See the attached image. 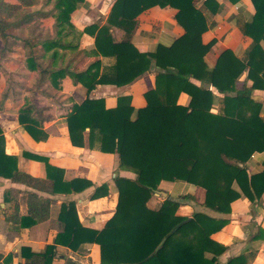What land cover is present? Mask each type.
<instances>
[{
    "label": "trees",
    "instance_id": "16d2710c",
    "mask_svg": "<svg viewBox=\"0 0 264 264\" xmlns=\"http://www.w3.org/2000/svg\"><path fill=\"white\" fill-rule=\"evenodd\" d=\"M16 1H0V8L17 13L14 20L0 16V40L4 47L0 60L7 51L9 38L21 41L24 66L29 71L38 70L39 82L47 79L59 89V80L68 76L90 93L98 85H129L146 74L152 63L156 68L154 87L143 95L145 106L135 112L130 96H119L113 108H107L101 98L88 96L80 104L71 105L66 115L71 145L115 154L117 168L132 172L135 178H113L117 204L101 230L84 228L74 202L62 203L54 243L46 245L40 253L23 248L22 254L27 252L28 256L23 264H51L56 245L77 250L82 244L99 246L100 264H217L226 247L211 236L228 224L225 216L231 212V203L241 195L255 202L264 193V161L259 173L248 175L245 168L253 153H264L262 105L252 99L254 90L264 91V50L260 45L264 41V0H251L255 14L250 23L241 26L243 35L251 39L243 57L238 58L226 49L211 69L204 57L213 42L202 43L207 24L196 0H115L105 24L88 25L82 32L73 28L70 16L84 0H45L37 10L27 12H23L24 6L32 7L37 0ZM228 1L235 4L239 0ZM48 4L50 7L46 9ZM214 4V0H204L211 11L216 9ZM156 6L176 10L175 20L183 34L169 46H158L153 53L140 52L131 44L130 34L137 17ZM34 15L38 20L53 18L51 35L38 32L40 21L23 35L26 33L23 28L36 23L31 22ZM113 28L123 30L125 37L115 39ZM73 30L79 37L83 33L91 35L94 39L91 55L109 59L111 63L103 65L97 59L77 71L71 67L70 59L60 66L63 53L76 49L65 41ZM37 46L44 50V59L34 54ZM243 73L251 85L244 82L237 88ZM192 79L201 86L192 83ZM209 86L221 96L216 113L211 112L215 95ZM181 93L190 97L187 106L177 102ZM44 120L30 100L18 110V123L36 142L48 138L42 127ZM22 155L44 163L52 194L82 193L93 187L86 179L65 180L64 170L52 166L44 157L26 152ZM17 160L16 156L5 154L0 130V177L40 185L39 179L18 170ZM162 181L202 188L204 199L200 206L216 215L201 211H194L191 217L178 215L184 201L195 202L190 194L180 196L178 201L166 197L158 209L149 208L147 202ZM107 192V185L101 184L94 187L89 198H100ZM50 203L49 198L29 193L27 215L20 218L21 226L31 227L48 220ZM252 239L264 240V229L258 228ZM255 255V252L241 254L225 264H250Z\"/></svg>",
    "mask_w": 264,
    "mask_h": 264
},
{
    "label": "crops",
    "instance_id": "0c3cea01",
    "mask_svg": "<svg viewBox=\"0 0 264 264\" xmlns=\"http://www.w3.org/2000/svg\"><path fill=\"white\" fill-rule=\"evenodd\" d=\"M114 1L84 0L83 3L77 4L70 16V23L78 32H82L86 26L94 23L105 24ZM214 3L216 9L211 11L204 5V0H196V5L203 12L207 24V29L201 36L202 43L213 42L204 57L208 69L213 68L217 57L226 49L232 51L238 58L243 57L251 44V39L243 35L241 26L250 23L255 14L251 0H239L235 4L228 0H214ZM175 14L174 8L157 6L142 12L137 17V24L130 34L131 44L138 51L146 53L155 52L158 46L171 45L183 34V29L175 20ZM39 20L50 29L51 35L53 18ZM112 30L115 39L120 40L125 37L123 30L118 28ZM80 38L84 42L83 49L89 52L94 49V39L91 35L83 33ZM0 44H2L1 40ZM260 45L264 50V41L260 42ZM3 48L2 44L0 50ZM9 49L5 52L9 56L5 55L0 60V130L4 138V152L17 157V167L20 172L41 181L40 185H25L0 177V264H23L28 258L27 252L22 254L23 248L29 249L32 253H40L46 245L54 243L57 234L56 219L62 203L74 202L79 222L84 228L101 230L114 214L117 204V191L113 178L116 176L131 180L135 178L132 172L117 168L115 154L71 145L66 129V115L71 105L80 104L88 96L93 99L101 98L107 108H113L119 96H130L131 106L135 112L145 106L143 95L154 87L156 68L152 63L146 74L133 83L121 87L98 85L87 93L82 85L74 84L71 78L66 76L59 80V89H55L47 79L38 81V70L29 71L25 68L22 43L20 48L15 49L16 51L13 49L9 52ZM33 51L42 59L46 56L40 46ZM97 59H100L103 65L111 63L109 59L93 55L86 61L92 62ZM85 67L79 66L77 71ZM245 76L246 73H243L238 79L237 88H240L244 82L247 86L251 85ZM191 81L201 86L199 81L193 79ZM209 89L215 95L211 112L216 113L221 96L213 87L209 86ZM252 99L262 105L261 116L264 117V91L254 90ZM26 100L37 103L38 105L35 106L45 118L42 124L43 129L48 133L45 141H34L18 123V110ZM189 101L190 97L181 93L177 102L187 106ZM23 152L44 157L52 166L63 169L65 180L86 179L93 184V187L82 193L52 194L50 182L45 178L44 163L24 157ZM263 161L264 153H253L245 164L248 175L261 172ZM101 184L107 185V195L90 199L94 187ZM170 186L171 191H166L165 188ZM29 193H37L43 198L51 199L49 218L31 227H23L20 218L27 215ZM162 193L177 201L180 196L186 194L195 197V202L186 200L182 203L177 211L180 216L191 217L194 211L216 215L200 206L204 199V190L184 182L162 181L147 202V206L153 210L158 209L165 198ZM230 209V214L225 216L228 218V224L211 236L214 241L226 247L218 257L217 264H225L231 258L251 252H255L256 255L250 264H264V240L252 239L258 228L264 229V193L255 202H250L241 195L231 203ZM67 261L70 262L68 264H100L99 246L82 244L77 250H71L66 246L56 245V254L51 264H66Z\"/></svg>",
    "mask_w": 264,
    "mask_h": 264
},
{
    "label": "rangeland",
    "instance_id": "374dc122",
    "mask_svg": "<svg viewBox=\"0 0 264 264\" xmlns=\"http://www.w3.org/2000/svg\"><path fill=\"white\" fill-rule=\"evenodd\" d=\"M0 1H4V2H6V3H17V1L16 0H0ZM52 1V0H51ZM43 3H45V0H37L36 1V3H35V5L34 6H32V7H27V6H24V11L23 12H27V11H32V10H37V8H39ZM50 7V4H48L47 5V7H46V9H48ZM35 12V11H34ZM0 16L2 17V18H4V19H6V20H14L16 17H17V13H8L6 10H4L3 8H0ZM36 17L37 16H33V17H31V22L32 23H34V22H36V23H34V24H30L28 27L26 26V28H23V30L25 29V31H26V33H23V35L25 34V35H27V32L35 25V24H37V22H39V24H38V32H41L42 33V35H48V34H50V29L49 28H46L45 27V23L44 22H42V20H38V19H36ZM37 20V21H36ZM53 31V30H52ZM14 32H16V31H12V33H14ZM76 32L73 30L72 31V33L69 35V37L68 38H66L65 39V41H67V42H71V44L73 45V46H76V49H74V50H67V51H62V50H60L61 51V53L62 52H64L63 54H65L64 56H63V59H62V61H60V62H58L59 64H60V66H62V65H64L65 64V62L67 61V60H70V59H72V61H71V67H73V68H75V70H77V68L80 66L81 68H83L84 66H87L88 64H89V62H91V61H89V62H87L86 60L88 59V58H91V55H90V53L92 52V51H88L87 49H83L82 47H83V44H84V42H83V40L79 37V36H76V34H75ZM52 34V33H51ZM21 42V41H20ZM18 43V42H16L15 40H13V39H11V38H9L8 39V41H7V43H6V45H7V49H9L10 51L9 52H11V50H13L14 49V51H16L15 49L17 48V47H19L20 48V46H21V43ZM0 47H2V44H0ZM80 50V51H79ZM59 51V52H60ZM49 54H51V53H49ZM9 56L8 55V53H5V54H3L2 55V57H4V56ZM19 74H21V76H23V74L22 73H19ZM37 104V103H36ZM35 104V105H36ZM38 105V104H37ZM183 186V185H182ZM192 186V185H191ZM191 188H193V187H191ZM166 189V191H171V189H172V187L170 186V187H167V188H165ZM160 197V196H159ZM170 197H172V194H170ZM182 201V200H181Z\"/></svg>",
    "mask_w": 264,
    "mask_h": 264
},
{
    "label": "water",
    "instance_id": "95a60500",
    "mask_svg": "<svg viewBox=\"0 0 264 264\" xmlns=\"http://www.w3.org/2000/svg\"><path fill=\"white\" fill-rule=\"evenodd\" d=\"M162 196H164V197L166 198V194H165V193H162ZM163 241H164V240H163ZM163 241H162V242H163Z\"/></svg>",
    "mask_w": 264,
    "mask_h": 264
}]
</instances>
